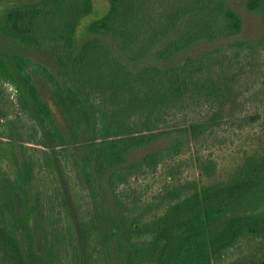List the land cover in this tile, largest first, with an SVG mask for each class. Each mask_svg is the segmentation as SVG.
Masks as SVG:
<instances>
[{"label":"trees","instance_id":"16d2710c","mask_svg":"<svg viewBox=\"0 0 264 264\" xmlns=\"http://www.w3.org/2000/svg\"><path fill=\"white\" fill-rule=\"evenodd\" d=\"M244 5L262 14L261 32L252 38L240 36L242 16L228 0H108L103 14L87 22L91 36L82 41L77 27L93 0H28L5 8L0 33L52 62L50 68L0 52V162L17 167L6 190L12 215L32 170L54 171V209L64 223L54 236L72 264H95L101 240L118 264H235L242 260L228 258L241 240L253 246L243 264H264V140L220 178L165 186L148 213L139 203L120 204L86 218L66 179L73 171L92 196L111 191L119 204L117 187L174 160L206 129L263 125L264 96L251 112L237 108L264 93V0ZM201 42L211 45L186 52ZM33 65L47 81L41 80L54 112L26 68ZM3 84L14 90L15 112ZM15 141L29 144L21 158ZM204 160L199 165L209 177L216 162L209 154ZM94 214L104 225L100 241ZM2 223L0 251L9 262H0L26 264L17 218Z\"/></svg>","mask_w":264,"mask_h":264},{"label":"rangeland","instance_id":"374dc122","mask_svg":"<svg viewBox=\"0 0 264 264\" xmlns=\"http://www.w3.org/2000/svg\"><path fill=\"white\" fill-rule=\"evenodd\" d=\"M21 1L28 0H0V13L5 8ZM228 2L242 16L240 36L248 38L257 36L262 29V14L248 11L244 5L245 0H228ZM93 6V11L84 16L77 27V37L80 41L91 36L86 30V24L88 21L103 14L108 7V0H93ZM210 45L211 42H201L186 52L195 54ZM0 52L4 54L16 52L24 57L29 56L35 64L42 63L52 68V62L46 54L29 46L17 44L2 33H0ZM37 66H26V68L32 73L33 82L54 112L53 99L50 90H48V86L45 84L47 81L45 82L43 80L42 73L37 74L35 69ZM41 80L45 82V85ZM3 85L9 96V110L10 112H15L16 99L14 97V90L9 84ZM258 96L263 97L264 93L260 91L258 95L255 94L250 98H245V101L238 105V110L243 114L247 111L251 112L254 110L255 105L258 106L260 102L257 99ZM261 108L263 109L264 106H261ZM3 119L4 117L0 116V131L2 128L1 121ZM263 131L264 123L261 125L260 121L252 123L251 126L242 124L240 127L230 125L227 128H214L211 133L209 129H206L198 136V139H191L190 147L185 152L179 154L174 160H166L158 165L155 172L148 173L145 176L131 178L128 184L117 187L115 194L119 198V204L116 203L111 191H100L95 196H92L90 190L83 187L82 179L76 176L73 171L69 170L70 175L66 174L67 176H65L69 181V185L72 186L71 193L75 198H79L83 208L89 211L86 218H90L94 210L95 212L96 210L102 213L106 212V206L114 212L120 204L122 207L125 204L139 203L142 205L144 212H153L157 206V195L165 186L176 185L191 180H197L201 183L222 177L230 169L232 164L243 155L245 150L256 147L260 140H264ZM17 141H15V153L17 157L21 158L29 151V144L22 142V145H20L18 142L21 141ZM142 151L144 149L138 150L136 154ZM207 154L216 162L209 177L204 175L205 171L201 169L202 163L199 165L201 160L205 161L204 158ZM16 168L10 161L0 162L1 225L4 224L2 221L10 224L14 218H17L15 237L19 242L26 264H72L68 252L63 247H60V244L55 241L54 236L55 230L61 229L64 226V223L61 226V221L58 220V208L56 207L54 209V171L50 173L47 170H32L33 172L28 176L27 183L23 187V192L17 194L16 200L20 201L21 199V202L17 206L19 213L17 216H13L7 208L6 196L8 195H6V190L14 177ZM121 193H125V197ZM93 221L99 226L96 235L100 241L104 234V225L98 223L99 219L96 214L93 215ZM100 242L101 244L95 250V258H97L95 264H118L115 251L112 250L110 254L106 249L104 250L102 240ZM252 249V242L248 243L246 240H241L238 246L233 249L230 255L232 257L228 258V260H236V258H239L242 261L240 263L236 262L235 264H243L250 257L249 252ZM0 253H3V251H0ZM6 260V262H9V257Z\"/></svg>","mask_w":264,"mask_h":264},{"label":"flooded vegetation","instance_id":"af4514ba","mask_svg":"<svg viewBox=\"0 0 264 264\" xmlns=\"http://www.w3.org/2000/svg\"><path fill=\"white\" fill-rule=\"evenodd\" d=\"M0 259H1V260H6V257L4 256L3 253H0ZM1 260H0V261H1Z\"/></svg>","mask_w":264,"mask_h":264}]
</instances>
